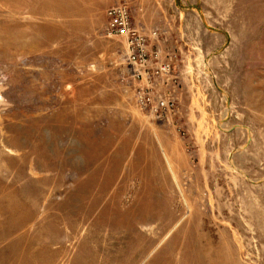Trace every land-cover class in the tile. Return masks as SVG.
I'll list each match as a JSON object with an SVG mask.
<instances>
[{
    "label": "rangeland",
    "instance_id": "obj_1",
    "mask_svg": "<svg viewBox=\"0 0 264 264\" xmlns=\"http://www.w3.org/2000/svg\"><path fill=\"white\" fill-rule=\"evenodd\" d=\"M0 264H264V0H0Z\"/></svg>",
    "mask_w": 264,
    "mask_h": 264
},
{
    "label": "built area",
    "instance_id": "obj_2",
    "mask_svg": "<svg viewBox=\"0 0 264 264\" xmlns=\"http://www.w3.org/2000/svg\"><path fill=\"white\" fill-rule=\"evenodd\" d=\"M109 19L108 35L121 36L130 39L128 63L132 65V78L134 81L150 84L154 77H170L172 75V64L160 62L155 67V73L146 71L148 65L147 48L143 43L135 45L138 32L134 27L131 11L126 3H119L107 10ZM136 101L138 106L149 113L152 117L162 123H170L176 113V100L172 94H155L149 92L144 86L137 85Z\"/></svg>",
    "mask_w": 264,
    "mask_h": 264
}]
</instances>
